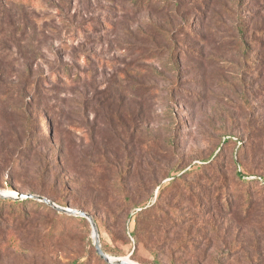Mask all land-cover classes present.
<instances>
[{"label": "rangeland", "instance_id": "1", "mask_svg": "<svg viewBox=\"0 0 264 264\" xmlns=\"http://www.w3.org/2000/svg\"><path fill=\"white\" fill-rule=\"evenodd\" d=\"M188 2L172 21L160 1L139 9L122 0H0V47L11 50L4 62L16 73L33 63L37 74L60 67L81 78L35 87L7 72L0 141L13 149L28 126L51 157L41 167L35 152L12 163L0 148V191L91 214L105 252L134 264H264V12L244 0L251 43L238 51L229 13L219 6L221 17L201 23ZM173 22L185 29L178 61L162 53ZM27 45L37 56H26ZM204 161L212 165L189 173ZM40 206L6 225L0 264H108L88 220H62ZM186 236L203 239L200 250L175 244ZM234 240L246 251L219 255L216 244Z\"/></svg>", "mask_w": 264, "mask_h": 264}, {"label": "trees", "instance_id": "2", "mask_svg": "<svg viewBox=\"0 0 264 264\" xmlns=\"http://www.w3.org/2000/svg\"><path fill=\"white\" fill-rule=\"evenodd\" d=\"M153 1L161 2L162 6L159 7V11L162 12L166 17H169L172 19V17L179 14L181 8L184 6L182 4L183 0H122L123 5H128L130 3H133L138 6L139 9H145V7H149L151 9L157 7V4H152ZM255 1V6L260 11L264 12V0H252ZM189 4L192 5L191 11L193 14H196L198 16L197 19L201 20V23H205L208 19V16L210 14L217 15L218 17H221V11H225L226 13H229L231 17L233 18V27L237 31V39L235 47L238 49V51L243 49H249L248 43H251L250 41L244 40V26H243V20H242V9L244 7V0H189ZM221 6V11L217 10V7ZM2 5H0V25L3 26V13L1 12ZM173 21V19H172ZM11 23V22H10ZM13 25V23H12ZM39 28V27H38ZM37 27L34 29V34L39 35L41 32H39V29ZM170 30L164 31V42L167 45L165 53L166 56L171 58L174 61H178L180 58L177 56V53L179 54L181 52L180 48L181 46L178 44V35H184V33H181L184 30L176 31L174 30V22ZM185 28V27H184ZM4 29L0 30V35L4 33ZM189 34V32H187ZM179 45V46H178ZM26 56L30 55V57L37 56V49H35L33 46H25L24 48ZM163 51V50H162ZM2 53V56H1ZM11 50L9 46L5 45L3 47H0V84L6 85V83L9 81L8 77L6 76L7 72H14L15 75H18L19 81H31L32 85L35 87H38L40 83H44L46 85H52L53 83L57 84H64L66 81L69 82L71 85H78L81 78L78 74L74 73L73 71L70 72L67 71L65 68H56L55 70L51 71V73H36L35 64L33 63H27L25 64L24 68L16 73L14 71V68H12V64L4 62V60L8 59L10 56ZM160 54V51L157 52L158 57ZM163 55V54H161ZM180 55V54H179ZM247 59V54L243 55ZM3 60V61H1ZM62 61L61 58H58V61ZM59 62L62 64V62ZM245 62V61H244ZM248 65V62L244 64L246 67ZM51 74V75H50ZM22 81V82H23ZM24 90L22 88L18 89L17 98L20 99L19 101L22 103L26 98V96L23 94ZM1 129V128H0ZM5 129H1V138L4 136ZM31 128L24 127L22 136L24 138L23 142L15 146L13 149H11L10 144H6L3 141H0V148L4 150L5 153H8L10 156V160L12 163L18 162L20 163H26L28 161H31L33 155L32 153H36L34 155L35 157L33 160L38 163V165L45 166L49 164V160L51 157V149L45 142V139L42 142H37L32 139L31 134ZM43 136V135H42ZM43 138V137H42ZM25 153V154H24ZM205 164L203 166H196L189 171V173H194V171L197 170H204L212 165V162L207 163L208 161H204ZM240 177H242V174H239ZM243 178V177H242ZM120 180H122V177H119ZM173 180V179H172ZM253 181H249L251 183ZM261 187L264 189V181L261 180L259 182ZM12 190H15L13 186H10ZM35 193V192H33ZM54 201V203H57L59 206L69 208L68 205H64L62 201H57L52 198H48ZM35 204L36 206H44V204H40L38 202H34L32 200H19L14 201L12 199H4L0 198V235L4 233V230L6 229V225L8 223L12 222V225L14 226L17 219H22L21 222L25 221L26 218L29 216V205ZM41 207V206H40ZM137 208H143L144 206L137 205ZM249 207V205H248ZM264 207V206H263ZM153 209H159V206L157 204L153 205ZM221 213H223V210L218 209ZM218 212V211H217ZM219 212V213H220ZM264 212V211H260ZM58 217L62 220L68 219L73 221H79V222H85L86 220L83 218H77L68 214L56 212ZM9 220H7V219ZM7 230V229H6ZM206 239V238H205ZM203 239L201 238H193L190 236L182 237L180 238L175 244L181 248H188L193 251L200 250L199 245ZM207 240V239H206ZM205 240V241H206ZM211 241H208V243ZM207 244V243H206ZM223 244L224 247H219V245ZM212 245L207 244V248H211ZM246 244L241 240H234L230 242L223 241L221 243L216 244L215 248L219 251V255L227 256V257H235L237 255L242 254L246 251ZM213 248V245H212ZM9 249V244L4 241L3 237H0V252H5ZM104 250V249H103ZM210 250V249H208ZM105 252V250H104ZM106 253V252H105Z\"/></svg>", "mask_w": 264, "mask_h": 264}, {"label": "water", "instance_id": "3", "mask_svg": "<svg viewBox=\"0 0 264 264\" xmlns=\"http://www.w3.org/2000/svg\"><path fill=\"white\" fill-rule=\"evenodd\" d=\"M17 194H18V196L14 197L10 194H7L5 192L0 191V198L13 199V200H17V201L28 200V199L29 200H35V201H39V202H42L44 204H47V205L53 207L54 209H56L60 213H64V214H68V215H71L74 217L86 219L90 222V224L92 226L94 246H95L97 254L99 255V257L101 259H103L108 264H134L133 262L130 261L129 258H127V259L126 258H115V257L111 258L107 253L104 252L103 247H102L101 242H100V239H99V232H98L97 224H96V222H95V220L91 214H89L85 211L59 206L44 196H40V195H36V194H21V193H17Z\"/></svg>", "mask_w": 264, "mask_h": 264}, {"label": "bare ground", "instance_id": "4", "mask_svg": "<svg viewBox=\"0 0 264 264\" xmlns=\"http://www.w3.org/2000/svg\"><path fill=\"white\" fill-rule=\"evenodd\" d=\"M11 194L10 195H12V196H14V197H17L18 196V194L16 193V192H10ZM7 194H9V193H7ZM112 258V257H111ZM127 259V258H126Z\"/></svg>", "mask_w": 264, "mask_h": 264}]
</instances>
